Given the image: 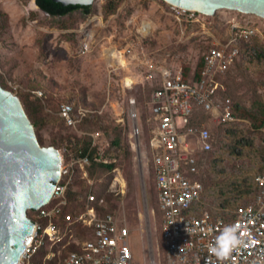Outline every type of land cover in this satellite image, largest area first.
<instances>
[{"label":"rangeland","instance_id":"1","mask_svg":"<svg viewBox=\"0 0 264 264\" xmlns=\"http://www.w3.org/2000/svg\"><path fill=\"white\" fill-rule=\"evenodd\" d=\"M32 1L0 0V82L19 97H29L38 105L42 102V108L38 106V117L47 120L39 130L42 146L61 147L64 136L79 134L57 118L62 103L98 109L110 126L114 119L127 116V127L109 134L110 139L121 140L120 145H112L110 150L117 159L116 167L91 175L82 197L85 192H93L104 198V210L113 212L127 224L133 264H167L147 149V138L153 126L149 105L152 87L146 84L145 68L138 65L137 58L127 53L112 62L110 50L115 49L121 55L119 51L134 44V53L141 58L144 53L159 64L190 69L215 40L227 36L231 22L257 26L263 33L260 42L255 43L250 56L220 82L226 87L225 94L234 102L239 118L234 122L209 120L213 149L200 153V176L204 184L200 209L222 216L250 202L253 178L264 165V124L259 125L243 113L247 111L258 118L264 116L263 17L220 9L213 16H204L203 24L184 23L181 26L168 13V3L164 0H120L118 10L109 17L104 12L107 0H96L94 15L86 20L94 48L82 53L79 48L81 34L77 29L83 22L79 15L55 20L33 9ZM144 23L151 25V33L147 36L138 32ZM126 78L133 80L131 86H126ZM11 84L16 85L17 90ZM36 90L44 93L39 97L42 100L37 99ZM130 98H136L140 115L137 120L140 151L133 130L134 121L129 117ZM78 177H81L79 173ZM82 207H77L74 213L83 215L89 210ZM91 214L95 215L93 210ZM61 236L57 256L64 254L69 242L83 241L74 232L68 236L62 228Z\"/></svg>","mask_w":264,"mask_h":264},{"label":"built area","instance_id":"2","mask_svg":"<svg viewBox=\"0 0 264 264\" xmlns=\"http://www.w3.org/2000/svg\"><path fill=\"white\" fill-rule=\"evenodd\" d=\"M168 13L181 26L184 23L203 24V18L207 16L197 10L170 3ZM77 32L81 34L80 51H93V36L88 31L86 21ZM138 32L147 36L151 33V26L144 23ZM254 37H263L257 26L231 22L227 36L215 40L204 53L202 68L197 71L196 66L191 67L187 78L183 66L175 68L159 64L154 59L145 57L144 53L141 58L134 53V44L119 51L120 58L127 53L137 58L138 65L145 68L146 81L156 86L149 103L153 125L149 162L156 176L167 264H264V172L255 178L257 191L253 201L241 208L235 218L227 220L221 216H213L208 210H201L198 204L203 197L204 184L199 178V154L213 149V134L208 122H194L199 110L222 122L236 120L231 98L221 97L226 87L220 81L236 65L241 56L242 45L250 43ZM113 65L110 63V66ZM11 85L17 90L16 85ZM34 94L44 96L41 90L34 91ZM129 103V117L133 119V130L139 137L137 120L140 116L136 98H130ZM89 111L90 108L82 106L76 111L73 103L65 102L60 105L58 114L68 127L76 129L81 116ZM100 135L101 133H95L94 138L98 139ZM60 152V179L51 200L38 210L29 211L35 225L31 235L25 239L27 247L16 264H33L35 255L47 244L48 239H53V243L62 240L61 233H56V222L67 205L69 185L76 178L88 179V157L65 161L62 150ZM74 166L78 172L74 171ZM78 173L81 177H78ZM94 200L95 195L91 193L88 201ZM102 202L101 199L99 203ZM81 219L85 226L93 229L92 237L81 242L74 241L79 246L78 249L63 255L56 264H133L130 229L127 224L122 223L114 213L92 215L91 209ZM237 224L239 227L236 228V235L240 243L232 247L226 256L213 251V247L219 246L218 238L225 229ZM56 257V252L49 250L42 264H53Z\"/></svg>","mask_w":264,"mask_h":264},{"label":"water","instance_id":"3","mask_svg":"<svg viewBox=\"0 0 264 264\" xmlns=\"http://www.w3.org/2000/svg\"><path fill=\"white\" fill-rule=\"evenodd\" d=\"M53 1L89 6L96 0ZM164 1L207 16H213L220 9H229L264 18V0ZM32 5L36 7L34 2ZM136 142L140 151L138 136ZM61 165L60 150L40 144L20 97L0 82V264H16L19 261L27 247L25 239L31 235L35 225L29 211L38 210L51 200L61 176ZM141 174L143 179V169ZM144 204L148 225L145 191Z\"/></svg>","mask_w":264,"mask_h":264},{"label":"trees","instance_id":"4","mask_svg":"<svg viewBox=\"0 0 264 264\" xmlns=\"http://www.w3.org/2000/svg\"><path fill=\"white\" fill-rule=\"evenodd\" d=\"M32 2H34V4L36 5V7H34L31 3V7L33 9H38L40 12H42V14H45L49 18H52L55 20H61L73 14H78L79 19L82 20L81 22H84L89 17L94 15L93 5H89V6L64 5L61 2H55L53 0H33ZM119 3H120V0H107L106 4L104 5V12L107 17L116 13L119 7ZM257 42H260V37H254L250 43H244L242 45L241 56L233 68H235L238 64L244 61V59L250 56L251 48H253L254 44ZM202 66H203V56L201 60L196 64L197 71H199L202 68ZM189 72H190V69L184 68V75L186 78ZM146 84L152 87V92L156 88L155 85H152L148 81ZM36 97L38 100L40 99L42 100V98H39L38 96ZM221 97L226 98L229 96L225 93H221ZM20 98H21V101L24 105V108L30 120L34 124L38 139L41 142L39 130L43 127V125L47 121L46 119L44 120L38 117L40 113L38 106L42 108L43 106L42 102L40 101L38 105L35 101L31 100L29 97L23 98L20 95ZM74 106H75L76 111L80 108V106L77 104L76 105L74 104ZM233 113L236 118H239V113L236 110L234 102H233ZM243 114L258 121L259 125L264 124V116L261 118H258L256 115L250 112H247V111H245ZM103 117L104 116H103L102 111L98 109H91V111L84 113L80 118V122L77 125V128L75 129L79 132V134L64 136L63 139L65 142L63 143V146L61 147L56 146L58 149L62 150L65 161H70L71 159L78 160L79 158H83V157L89 158L90 162L89 164L86 165V170L88 172V179L91 177V175L93 176L98 170L103 169V170L110 171L116 167L117 159L116 157L112 155V153H110V150L112 148V145H120L121 140L119 138L110 139L109 134L112 130H121L122 127L123 128L127 127L126 125L127 116L121 117L120 119H114L111 122L112 126H110L111 124H109V122L108 123L104 122ZM57 118H59L63 122L64 126H66L67 128H70L66 125L65 121L59 116V114L57 115ZM212 119L213 117L211 114L205 113L199 110L196 113L194 122L204 123ZM95 133H101L98 139L94 138ZM151 136L152 134H150L147 138V149H148L149 155H151V151H150ZM203 153H206V152H203ZM199 160H200V154H199ZM74 171L78 172V169L76 166H74ZM262 172H264V165L262 166V169L258 174ZM152 173L154 175L153 193L155 194L156 209L161 219V211L159 210V207H158V192H157V186H156V176H155V171L153 169V166H152ZM256 176H254L253 178L252 185H251L252 189H250L249 191V194L252 193L250 202L244 205L242 204V205L236 206L233 210V213L222 215L221 217L227 220L233 219L237 216V213L241 208L247 206L253 201L254 195L257 191V185L255 182ZM199 178L201 179V176H199ZM88 179L76 178L69 185L68 192H67L68 202H67V205L64 206L62 213L58 221L56 222L57 224L56 233L58 232L61 233V228H62V230L67 232L68 236L73 235V232H74L76 235L82 237L83 240L90 239L92 237L93 229L83 224V221L81 219L82 213L80 215L77 213H74L77 207L83 206L82 208H84L86 206L87 208L93 210L95 215H98V216H103L108 213H113L111 211L104 210L103 205L105 203V199L100 198L99 196L95 195L93 192H85L86 193L85 196L82 197V193L84 192L86 187L89 186ZM91 193L95 195V200L93 202L88 201V196ZM101 199L103 200L102 204L99 203ZM201 202H202V199L198 204L199 208H200ZM201 210H204V209H201ZM31 213L32 211L30 212V214ZM213 216H216V215H213ZM61 243H62V240L59 242L53 243V239H48L47 244L44 247H42L38 251V253L35 255L33 259V264H42L44 257L46 256L49 250H53L57 254L58 252L57 246H59ZM78 247L79 246L75 242L68 244L66 248L63 250L64 252L63 255L67 254L70 251L77 250ZM63 255L57 256L56 259L52 263L56 264L59 258L63 257Z\"/></svg>","mask_w":264,"mask_h":264},{"label":"clouds","instance_id":"5","mask_svg":"<svg viewBox=\"0 0 264 264\" xmlns=\"http://www.w3.org/2000/svg\"><path fill=\"white\" fill-rule=\"evenodd\" d=\"M238 227L239 224L234 227L230 226L226 228L224 233L218 238L219 246L213 247L212 250L218 252L221 256H226L232 247H235L240 243V240L236 235V228Z\"/></svg>","mask_w":264,"mask_h":264},{"label":"bare ground","instance_id":"6","mask_svg":"<svg viewBox=\"0 0 264 264\" xmlns=\"http://www.w3.org/2000/svg\"><path fill=\"white\" fill-rule=\"evenodd\" d=\"M145 27H147L146 24H145ZM109 57L111 58V61L113 62L114 60L119 59L120 58V55L118 54V51H116L115 49H112L109 52ZM121 62H124V61L122 60ZM121 62H119V63H121ZM125 83H126V86H131L133 84V80L131 78H126Z\"/></svg>","mask_w":264,"mask_h":264}]
</instances>
